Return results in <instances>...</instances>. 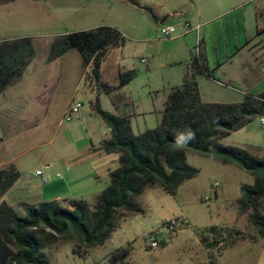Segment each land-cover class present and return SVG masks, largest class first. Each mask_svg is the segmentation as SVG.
I'll return each instance as SVG.
<instances>
[{"label": "rangeland", "instance_id": "1", "mask_svg": "<svg viewBox=\"0 0 264 264\" xmlns=\"http://www.w3.org/2000/svg\"><path fill=\"white\" fill-rule=\"evenodd\" d=\"M124 2L94 0L87 14H60L56 0L19 1L0 6V42L29 38L36 52L24 81L10 91L11 94L21 92L27 100V104L24 102L27 112L32 110L34 118H19L12 132L0 131V138L4 139L0 145V162L11 160L18 168L19 188H45L47 184H43L42 178L33 175L36 170L48 176V161L68 164L79 144L104 135L107 126L92 111L93 106L98 103L104 111L116 110L112 97L118 90L109 95L101 83L117 86L124 72L134 71L135 76L116 99L128 102L124 109L134 115L133 133L138 135L159 125L160 112L180 70L170 64L173 41L162 36L147 14L129 0ZM151 5L163 8L158 2ZM258 7L259 29L263 30L264 0L258 1ZM186 23L173 24L177 30L175 35L184 34ZM90 25H111L125 37L123 46L108 51L101 66L100 82L94 79L93 65L86 66L77 50H70L62 59L50 60L56 37L91 30ZM196 35L186 34L191 40L195 38L194 47L200 39L196 40ZM254 44L264 47L263 38ZM46 63L47 69L40 71V65ZM69 68L76 69L74 77L65 81L64 77L57 76L42 90L40 73L52 71L65 75ZM72 95L83 108L80 119L66 122L63 102ZM0 104L7 111L14 106L3 99ZM220 142L262 157L264 126L258 118ZM186 158L190 166L199 170L196 177L181 184L174 193L166 192L161 185L146 187L136 200L138 212L116 213L117 228L103 246L85 249L70 239L43 232L50 264H264V238L239 209L241 187L253 185L255 177L236 165H225L192 151L186 153ZM90 159L89 155L82 157L83 161ZM85 169V174H89L88 163ZM172 221L179 223L176 236L166 241L165 247L150 248V235ZM212 227L221 230L220 236L215 238L207 233L208 240L203 242L201 231ZM231 230L234 232L229 236Z\"/></svg>", "mask_w": 264, "mask_h": 264}, {"label": "trees", "instance_id": "2", "mask_svg": "<svg viewBox=\"0 0 264 264\" xmlns=\"http://www.w3.org/2000/svg\"><path fill=\"white\" fill-rule=\"evenodd\" d=\"M15 1L0 0V5ZM143 9L156 21L151 8ZM263 31L259 29L257 36ZM124 44L125 37L113 27L69 33L56 37L51 46L50 60L77 50L86 66L93 65L94 79L100 82L101 66L108 51ZM195 50L183 83L170 90L155 129L136 135L129 118L109 113L98 103L94 104L95 112L112 135L111 140L102 142L98 151L120 155V166L110 172V183L94 206L83 200H73L69 207H63L56 201L44 202L38 207L25 204L26 215L21 217L10 204L2 201L21 175L14 165L0 170V264H50L45 252L46 241L41 236L45 231L57 238L70 239L85 249L103 246L117 228L116 213L120 210L138 212L140 208L136 200L146 187L161 185L166 192L174 193L181 184L196 177L199 170L187 163L188 151L217 159L225 165H236L255 177L253 185H242L239 209L264 238V158L242 148L223 146L220 142L264 117V92L247 94L240 103H204L198 78L213 76L204 51L201 49L196 53ZM35 57L29 38L0 42V96L22 79ZM134 76V71L124 72L117 86L101 83V87L112 95L130 83ZM112 102L115 103L114 96ZM185 128H191L196 138L182 151H177L176 134ZM220 231L216 227L201 231L202 241L207 242V233L217 238ZM233 232L229 231V236ZM161 246L165 247L166 243L162 242Z\"/></svg>", "mask_w": 264, "mask_h": 264}, {"label": "crops", "instance_id": "3", "mask_svg": "<svg viewBox=\"0 0 264 264\" xmlns=\"http://www.w3.org/2000/svg\"><path fill=\"white\" fill-rule=\"evenodd\" d=\"M19 1L31 0H17L9 4H14ZM118 1L122 4L125 3L124 0ZM129 1L133 5L134 3L138 4L140 7L134 6L149 17L150 14L143 7L151 8L153 15L156 17V21L150 18L159 29L162 26H173L175 23L182 25L189 21L194 24L197 23L195 26L190 22L186 23L192 28L200 26L199 31H187L184 28V34L182 33L178 36L175 35L176 30L171 39L173 46L170 49V64L179 67L178 69L180 70L177 71V81L173 83L170 90L183 83L191 54L196 48L194 47L196 44L195 38L191 40L186 34L195 33L197 34L196 40L200 38L201 49L205 53L207 66L213 76L211 78L202 75L198 78L200 96L204 103H240L247 94L259 95L264 92V47L263 45L254 44L261 37L264 41V31L260 36H257L259 30V0ZM93 2L94 0H56V6L60 14H87L86 12L90 11V6ZM153 2H158L163 8L153 7L151 5ZM188 2L190 3L188 4ZM9 4L0 6H8ZM166 6H170L169 9ZM87 18L90 17L88 16ZM90 26L89 28L92 29L99 27L95 25ZM107 27H111V25H107ZM249 40L251 41L247 45ZM31 64L26 69L22 79L0 96V99H3L5 102L10 101L14 105L11 111H7L3 109V104H0V131L3 133L12 132V130L16 129L19 118H34L32 110L27 112L28 106L24 105V102L26 103L27 100L20 94L21 92H14L12 94L10 92L24 81L26 72L31 67ZM48 66L49 64L47 63L41 64L40 71L47 69ZM75 75V68H69L65 75H59L52 71L40 73L39 78L42 80V90L44 91L51 81L56 80L57 76L60 78L64 77V80L67 81ZM130 83L115 93V103L112 102V105L116 110L113 112L107 109V111L121 117H127L131 121L134 115L124 109L128 105V102L116 99ZM74 99L75 97L72 95L63 102L65 104V111H67L70 103ZM166 102L164 103V107ZM92 111L95 113L94 108ZM22 113L24 115H21ZM161 114L162 112H160ZM159 119L161 120V117ZM106 129L107 131L104 135L96 137V139L91 138L90 141H83L79 144L76 152L71 156L73 162L71 161L68 164L60 165L58 163L59 161H48L46 163V167L50 169L48 176H45L44 173L42 176H37L36 171L38 170H36L33 175L42 178L43 184H47L45 188L21 189L17 186L18 182H16L3 196L2 201L10 204L21 217L26 215L24 209L25 204L38 207L44 202L56 201L63 207H69L71 201L83 200L90 206H94L99 195L110 183V172L120 166V155H107L98 151L103 141L112 139L108 126ZM3 141L4 139L0 138V145L3 144ZM85 155L91 157L90 161L82 160V157ZM258 158H264V156ZM87 163L90 165L89 174H85ZM10 165H14L11 160L0 162V170ZM14 167L18 170L15 165ZM45 179L47 182H44Z\"/></svg>", "mask_w": 264, "mask_h": 264}, {"label": "built area", "instance_id": "4", "mask_svg": "<svg viewBox=\"0 0 264 264\" xmlns=\"http://www.w3.org/2000/svg\"><path fill=\"white\" fill-rule=\"evenodd\" d=\"M187 31H199L200 26H197L195 28H192L189 24H186L185 26ZM160 32L162 36L166 39H172L176 28L174 26L168 25V26H162L160 28ZM201 48V41H198V44L196 46V53L200 52ZM145 62V60H143ZM83 108V104L81 102L76 101L75 99L70 103L65 117L64 121L66 122H72L74 120L80 119V112ZM261 125L264 126V117L260 118ZM37 176H42L43 172L38 170L36 171ZM60 177V175H58ZM44 182H47L45 179ZM179 223L177 221H172L168 223H164L156 232L152 233L150 235V248L154 249L161 245L162 242L168 241L170 238L176 236L177 229H178ZM159 236H162V239H159ZM213 237V235H211Z\"/></svg>", "mask_w": 264, "mask_h": 264}, {"label": "clouds", "instance_id": "5", "mask_svg": "<svg viewBox=\"0 0 264 264\" xmlns=\"http://www.w3.org/2000/svg\"><path fill=\"white\" fill-rule=\"evenodd\" d=\"M196 134L191 128L179 131L175 137V150L182 151L188 144L195 140Z\"/></svg>", "mask_w": 264, "mask_h": 264}]
</instances>
